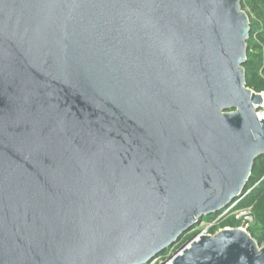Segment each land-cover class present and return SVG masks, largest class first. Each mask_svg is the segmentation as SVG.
Instances as JSON below:
<instances>
[{
	"label": "water",
	"instance_id": "obj_1",
	"mask_svg": "<svg viewBox=\"0 0 264 264\" xmlns=\"http://www.w3.org/2000/svg\"><path fill=\"white\" fill-rule=\"evenodd\" d=\"M250 31L241 0H0V264H147L239 198ZM198 236L171 264H264Z\"/></svg>",
	"mask_w": 264,
	"mask_h": 264
},
{
	"label": "trees",
	"instance_id": "obj_2",
	"mask_svg": "<svg viewBox=\"0 0 264 264\" xmlns=\"http://www.w3.org/2000/svg\"><path fill=\"white\" fill-rule=\"evenodd\" d=\"M243 9L248 13L251 24L248 39L247 59L244 64L246 71V84L256 92H264V0H241ZM249 191L238 203V208L252 206L254 222L249 226L248 232L259 245L264 244V154L255 161L248 183L243 191ZM242 193V194H243ZM219 213L204 216L203 222H212ZM240 221L233 216L211 227L210 233L231 226L237 227ZM197 229L185 233L175 244L178 249L185 242L200 232V223ZM170 249V248H169ZM167 249L164 253H166ZM163 253V254H164Z\"/></svg>",
	"mask_w": 264,
	"mask_h": 264
},
{
	"label": "built area",
	"instance_id": "obj_3",
	"mask_svg": "<svg viewBox=\"0 0 264 264\" xmlns=\"http://www.w3.org/2000/svg\"><path fill=\"white\" fill-rule=\"evenodd\" d=\"M260 93L263 96V100H262L261 103L255 104V107H256V114L261 119V118H264V92H260ZM248 192L249 191H247L246 193H243L242 195H240L239 198H237L235 201H233L231 204H229L226 208H224L218 214L217 218H215L212 222L200 223V228H201L200 232L197 233L192 239H190L187 242H185L178 249H175L174 248L175 245H173L172 247H170V249L166 253L155 257L153 260H151L147 264H161V263L171 264L172 261H173V256L176 253L179 254V253L182 252V249H181L182 247H184L185 245L189 246L190 245V241H192L193 239L198 240L199 239L198 234L202 235V234H215V233H217L218 231H220L223 228L217 230L215 233H210L211 227L217 225L219 222H221L222 220H224V219H226L227 217H230V216H233L235 219L240 221V225L237 226V227L245 229V230L248 231L249 226L254 222V214H253L252 206L241 207V208L237 207L239 201ZM224 228H236V227L227 226V227H224ZM195 229H197V227H195L192 230H195ZM263 245H260V246H263Z\"/></svg>",
	"mask_w": 264,
	"mask_h": 264
},
{
	"label": "bare ground",
	"instance_id": "obj_4",
	"mask_svg": "<svg viewBox=\"0 0 264 264\" xmlns=\"http://www.w3.org/2000/svg\"><path fill=\"white\" fill-rule=\"evenodd\" d=\"M189 247V246H188Z\"/></svg>",
	"mask_w": 264,
	"mask_h": 264
},
{
	"label": "rangeland",
	"instance_id": "obj_5",
	"mask_svg": "<svg viewBox=\"0 0 264 264\" xmlns=\"http://www.w3.org/2000/svg\"><path fill=\"white\" fill-rule=\"evenodd\" d=\"M201 223V222H200Z\"/></svg>",
	"mask_w": 264,
	"mask_h": 264
}]
</instances>
